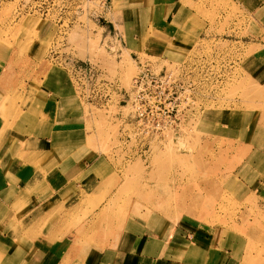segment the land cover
<instances>
[{
	"label": "rangeland",
	"instance_id": "1",
	"mask_svg": "<svg viewBox=\"0 0 264 264\" xmlns=\"http://www.w3.org/2000/svg\"><path fill=\"white\" fill-rule=\"evenodd\" d=\"M259 1L159 0L173 6L171 21L159 22L153 0H108L107 26L121 41L113 52L99 29L87 37L76 24L59 39L50 18L21 10V0H0L2 63L21 86L11 88L7 106H17L24 82L26 95L41 90L47 97L57 86V93L71 95L74 128L68 133L89 148L91 159L100 156L107 166L96 174L106 173L110 181L84 188L98 193L76 206L74 216L89 217V226L100 222L101 229L75 236L115 244L119 232L141 231L144 238L163 220L168 229L162 237L171 240L167 255L182 264H264V12L257 10ZM180 7L184 19H178L187 32L181 41L172 38L170 28ZM141 27L147 28L142 34ZM129 29L135 36L127 44ZM71 57L95 64L123 90L137 73L138 60L145 59L164 66L193 60L211 82L194 95L199 107L175 133L153 140L144 152L130 137L128 106L88 105L78 95L65 65ZM59 110L65 115L62 105ZM117 111L121 115L115 117ZM179 225L200 231L191 239L179 237ZM226 251L233 262L227 263Z\"/></svg>",
	"mask_w": 264,
	"mask_h": 264
},
{
	"label": "crops",
	"instance_id": "2",
	"mask_svg": "<svg viewBox=\"0 0 264 264\" xmlns=\"http://www.w3.org/2000/svg\"><path fill=\"white\" fill-rule=\"evenodd\" d=\"M153 1V7H157V20L170 22L173 6ZM259 2L257 10L264 12V0ZM174 14L177 22L173 20L171 35L181 41L187 35L180 21L184 19L183 8H178ZM146 30L141 27V34ZM132 36L135 35L130 29L126 30L127 44L128 39L132 41ZM2 56L0 51V263L182 264L167 255L171 240L167 242L162 237L168 229L163 220L161 225L152 226L148 232L150 236L144 238L141 231L123 230L116 235L118 241L115 244L98 240L90 243L85 235H74L77 231L101 229L100 222L89 226V217L76 220L74 216L76 206L98 193L84 188L92 183L110 181L106 173L103 178L96 174L105 172L107 166L100 156L91 159L89 148L76 143L73 135L68 133L74 128L70 121L74 120L69 102L71 95L57 93L58 84L53 85L54 90L51 89L49 98H45L41 90L38 94L26 95L25 88L29 84L24 82V90L18 91L17 106L9 109L7 100L11 88L21 86L17 79L8 77L9 67L2 63ZM37 99L38 104H35ZM3 104L7 106L5 111L1 110ZM61 105L65 115L59 110ZM62 119L64 121L60 122ZM159 222L158 219L153 224ZM180 225L176 228L179 237L191 239L200 231L196 227L185 230ZM175 239L179 241V238ZM79 243L86 247L84 251L77 247ZM91 248L94 249L92 252L89 251ZM226 253L227 263L233 262L230 252Z\"/></svg>",
	"mask_w": 264,
	"mask_h": 264
},
{
	"label": "built area",
	"instance_id": "3",
	"mask_svg": "<svg viewBox=\"0 0 264 264\" xmlns=\"http://www.w3.org/2000/svg\"><path fill=\"white\" fill-rule=\"evenodd\" d=\"M21 10L50 18L56 24L55 37L67 38L69 30L78 24L87 37L104 34L113 52L120 49V34L107 26L108 0H21ZM117 47V48H116ZM55 54V51L51 50ZM73 50L69 51L72 54ZM72 84L88 105L129 107L130 137L138 149L146 152L153 140L179 128L182 119L195 112L199 104L193 97L206 88L211 79L194 61L160 65L156 60H138L137 73L128 89H122L115 78H108L95 64L68 58ZM121 115L116 112L114 116ZM129 138V136H128Z\"/></svg>",
	"mask_w": 264,
	"mask_h": 264
},
{
	"label": "bare ground",
	"instance_id": "4",
	"mask_svg": "<svg viewBox=\"0 0 264 264\" xmlns=\"http://www.w3.org/2000/svg\"><path fill=\"white\" fill-rule=\"evenodd\" d=\"M182 143V142H181ZM181 146V145H180ZM253 164V163H252ZM248 167V166H247ZM260 186V185H259Z\"/></svg>",
	"mask_w": 264,
	"mask_h": 264
}]
</instances>
